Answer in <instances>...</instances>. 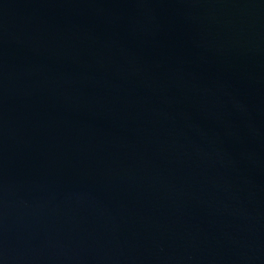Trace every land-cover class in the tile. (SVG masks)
Wrapping results in <instances>:
<instances>
[{
    "label": "water",
    "instance_id": "1",
    "mask_svg": "<svg viewBox=\"0 0 264 264\" xmlns=\"http://www.w3.org/2000/svg\"><path fill=\"white\" fill-rule=\"evenodd\" d=\"M0 264H264V0H0Z\"/></svg>",
    "mask_w": 264,
    "mask_h": 264
}]
</instances>
